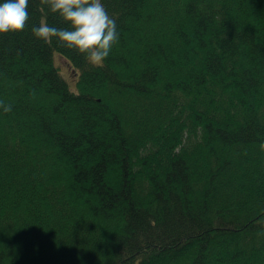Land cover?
<instances>
[{"label":"trees","instance_id":"obj_1","mask_svg":"<svg viewBox=\"0 0 264 264\" xmlns=\"http://www.w3.org/2000/svg\"><path fill=\"white\" fill-rule=\"evenodd\" d=\"M103 2L102 66L0 33V264H264V0Z\"/></svg>","mask_w":264,"mask_h":264},{"label":"clouds","instance_id":"obj_2","mask_svg":"<svg viewBox=\"0 0 264 264\" xmlns=\"http://www.w3.org/2000/svg\"><path fill=\"white\" fill-rule=\"evenodd\" d=\"M30 0H0V33L24 28ZM40 22L32 26L35 37L51 42L55 37L65 47L84 54L87 63L102 66L119 38L117 20L103 0H39ZM57 13L66 27L48 23V13ZM2 103V102H0ZM10 110L4 105L3 111ZM264 148V145H262Z\"/></svg>","mask_w":264,"mask_h":264},{"label":"rangeland","instance_id":"obj_3","mask_svg":"<svg viewBox=\"0 0 264 264\" xmlns=\"http://www.w3.org/2000/svg\"><path fill=\"white\" fill-rule=\"evenodd\" d=\"M55 58V63L57 64L58 68H60V71L63 75H65L66 79L69 80V82H71L73 86V80L75 79V73L73 68H71L67 62V60L63 57H60L58 54H55L54 57Z\"/></svg>","mask_w":264,"mask_h":264}]
</instances>
